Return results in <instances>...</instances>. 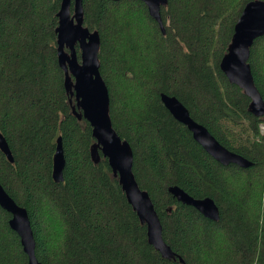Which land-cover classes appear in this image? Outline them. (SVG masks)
<instances>
[{"label": "trees", "instance_id": "trees-1", "mask_svg": "<svg viewBox=\"0 0 264 264\" xmlns=\"http://www.w3.org/2000/svg\"><path fill=\"white\" fill-rule=\"evenodd\" d=\"M246 1L167 0L162 32L140 0H81L82 23L99 36L111 124L131 147L134 178L175 254L166 259L147 242L106 158L90 159L91 127L71 111L57 64L60 0H0V134L11 155L0 151V184L25 209L41 264H264V116L249 112V98L218 66ZM247 62L264 102V35ZM159 93L250 165L215 161ZM57 137L64 164L54 182ZM172 185L212 199L217 220L176 201ZM8 218L0 208V264H26Z\"/></svg>", "mask_w": 264, "mask_h": 264}, {"label": "water", "instance_id": "water-1", "mask_svg": "<svg viewBox=\"0 0 264 264\" xmlns=\"http://www.w3.org/2000/svg\"><path fill=\"white\" fill-rule=\"evenodd\" d=\"M140 1L163 32L159 10L167 0ZM82 12L81 0H60L56 12V58L63 73L64 90L69 95L68 102L71 104V98L74 100L71 111L78 119L82 117L86 120L91 127V135L94 139L89 147L91 161L98 162L99 152L106 158L111 174L117 178L126 201L139 222L145 225L147 242L163 258L173 259L175 254L162 238L161 224L153 204L147 192L139 188L132 173L131 147L112 127L108 91L98 68L99 36L96 30H89L83 25ZM262 35H264V1L248 0L240 10L226 50L218 63L227 81L238 86L249 98L248 110L254 116H264V102L253 83L247 59L253 40ZM159 100L172 118L184 125L192 139L219 164L231 163L239 167L250 165L247 159L227 150L205 126L193 120L177 98L159 93ZM75 108L80 113L76 112ZM0 151L11 160L9 149L1 134ZM63 164L61 141L60 137H57L51 169L54 182L62 181ZM167 192L176 201L193 207L203 217L217 220V207L209 197L194 198L176 185L168 186ZM0 208L9 214L8 227L19 238L21 248L27 257L26 264H41L34 255V241L27 213L5 192L1 184Z\"/></svg>", "mask_w": 264, "mask_h": 264}]
</instances>
